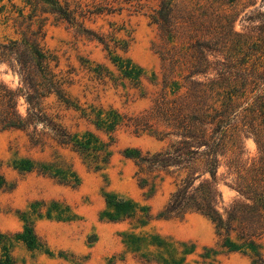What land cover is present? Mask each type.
Returning a JSON list of instances; mask_svg holds the SVG:
<instances>
[{"label": "trees", "instance_id": "16d2710c", "mask_svg": "<svg viewBox=\"0 0 264 264\" xmlns=\"http://www.w3.org/2000/svg\"><path fill=\"white\" fill-rule=\"evenodd\" d=\"M22 1L30 10L25 16L23 8L19 9L21 23L28 21L25 30L17 38L0 39V64H5L17 76L14 87L0 81V132L9 129L25 131L32 144L39 143L48 135L56 143L70 145L81 154L105 152L108 143L89 130L70 132L57 115L46 110L44 101L50 96L66 108L83 109L67 94V81L57 71L56 56L43 45L42 25L36 29H31V25L36 15L49 14L76 30L87 32L84 21L90 15L112 12L116 4L134 6L132 2L139 4L140 0ZM193 9L184 11L175 0H158L150 15L159 31L160 40L155 51L162 62L164 92L159 94L144 116L149 113L151 117L148 119L162 126L157 138L166 141V145L155 152L127 147L123 156L133 160L138 168L135 175L140 188L149 185L151 193L155 184L149 177L150 173L169 172L170 169V172L177 173L174 188L160 217L199 213L213 224L222 247L249 249L253 253L251 264H264V6L247 17V22L254 25L241 32L232 30L230 18L213 2L197 3ZM92 37L103 45L108 59L124 78L139 79L141 68L127 57L115 53L117 49L126 51V41L110 48L109 41L103 36ZM218 54H224L223 61L215 59ZM172 85L175 88L171 91L173 97H168L166 88ZM240 117L245 120L242 125H246V129L240 128L238 132H252L258 161L243 169L239 165L238 152L229 158L230 170L235 174L233 184L240 197L220 212L217 208L220 193L216 186V172L229 148L240 142L239 133L237 136L235 132V123ZM131 120L136 130H144L139 117ZM120 121L122 116L116 111L103 112L100 109L93 124L97 129L111 133ZM15 167L33 171L36 166L20 161ZM143 171L146 172L144 175ZM38 172L60 174L63 181H78L69 169L55 171L44 164ZM10 188L0 174V190ZM105 204L102 217L107 221L127 220L134 227L141 228L151 220L149 206L125 197L106 193ZM26 218H23V231L16 238L29 249H39L42 243L32 222ZM7 242L6 236L0 232V264H14ZM122 243L146 263L182 264L184 261L182 256L176 262L177 247L157 235L126 233L122 234ZM181 246L183 255L187 250L185 244Z\"/></svg>", "mask_w": 264, "mask_h": 264}, {"label": "rangeland", "instance_id": "374dc122", "mask_svg": "<svg viewBox=\"0 0 264 264\" xmlns=\"http://www.w3.org/2000/svg\"><path fill=\"white\" fill-rule=\"evenodd\" d=\"M175 1L184 11L195 10L193 8L197 7V3L213 2L220 12L230 18L234 32L252 27L254 23H248L247 17L252 16V12L261 5L264 6V0ZM132 3L134 6L116 4L112 12L90 15L84 21L87 32L76 30L49 14L37 13L33 17L31 29L42 25L43 45L56 56L57 71L67 81V94L83 109L66 108L50 96L44 101L46 110L51 115H57L70 132L89 130L109 145L105 152L81 154L70 145L56 143L48 135L39 143L32 144L25 131L9 129L0 132V174L11 187L0 190V232L8 239L10 256L14 264H159L140 260L122 243V234L146 232L172 242L178 251L175 260L177 262L183 256L182 264H251L252 251L222 247L213 224L199 213L160 217L174 188L177 173L170 172L171 169L169 172L150 173L149 177L155 184L151 193L149 185L140 188L135 175L138 168L133 160L123 156L127 147L155 152L166 145V141L157 138L162 126L148 119V116L151 117L149 113L144 116L154 100L164 92L162 62L155 51V45L160 40L159 31L150 19L158 0ZM21 8L25 16L30 11L22 0H0V39L17 38L25 30L28 21L21 23L18 17ZM92 35L103 36L109 41L110 48L126 41V51L117 49L115 53L127 57L141 68L139 79L124 78L108 59L103 45ZM224 58V54L215 57L220 61ZM0 81L14 87L17 76L5 64H0ZM166 90L168 97H173L171 91L175 90L174 86H167ZM100 109L103 112L113 110L122 116V121L113 132L97 129L93 124ZM20 110L23 112L22 106ZM134 117H139L144 130L134 128L131 120ZM244 121L238 118L235 123L237 136L238 129H246V125H242ZM238 139V147L229 148L216 172V186L220 193L217 208L220 212L240 197L233 184L235 174L230 170L229 158L238 152L239 165L243 169L258 161L252 132L239 133ZM20 161L31 162L36 167L33 171L19 170L15 165ZM44 164L55 171L69 169L76 175L77 183L61 180L60 174L39 173L38 169H43ZM106 193L149 206L151 220L141 228L134 227L127 220H105L102 212L106 209ZM25 217L32 222L34 232L42 243L39 249H29L16 238L23 231ZM181 244H185L187 250L183 255L180 253L183 249ZM262 252L264 255V246Z\"/></svg>", "mask_w": 264, "mask_h": 264}]
</instances>
